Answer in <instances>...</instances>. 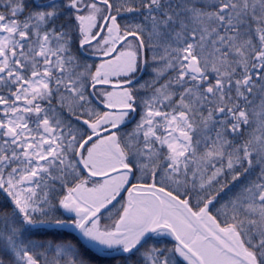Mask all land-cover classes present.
Returning a JSON list of instances; mask_svg holds the SVG:
<instances>
[{
  "label": "snow or ice",
  "instance_id": "snow-or-ice-1",
  "mask_svg": "<svg viewBox=\"0 0 264 264\" xmlns=\"http://www.w3.org/2000/svg\"><path fill=\"white\" fill-rule=\"evenodd\" d=\"M0 264H264V0H0Z\"/></svg>",
  "mask_w": 264,
  "mask_h": 264
}]
</instances>
